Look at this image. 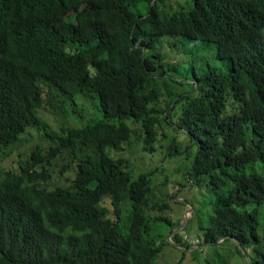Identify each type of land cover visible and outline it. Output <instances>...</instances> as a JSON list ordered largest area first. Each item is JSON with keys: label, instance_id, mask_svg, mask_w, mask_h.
Listing matches in <instances>:
<instances>
[{"label": "trees", "instance_id": "1", "mask_svg": "<svg viewBox=\"0 0 264 264\" xmlns=\"http://www.w3.org/2000/svg\"><path fill=\"white\" fill-rule=\"evenodd\" d=\"M187 44L225 70L180 69ZM263 73L264 0H0V160L32 131L46 143L0 168V264H170L166 248L184 264L223 237L264 264ZM87 98L102 119L75 126L65 103ZM136 147L194 153L188 186L171 194L161 168L133 177ZM62 159L66 184L50 187ZM204 186L215 196L207 226L188 198ZM189 206L199 231L185 232L199 242L178 233L173 244Z\"/></svg>", "mask_w": 264, "mask_h": 264}, {"label": "rangeland", "instance_id": "2", "mask_svg": "<svg viewBox=\"0 0 264 264\" xmlns=\"http://www.w3.org/2000/svg\"><path fill=\"white\" fill-rule=\"evenodd\" d=\"M175 2L181 0H174ZM187 3V2H186ZM188 54L191 57V60L188 61L185 66L180 67L183 71L186 68L194 67L196 71H200L202 68H208L209 66L216 67L217 69L225 70L223 62L214 59L213 51L209 47H205L200 44L195 48H191L188 44L185 47ZM178 78L181 79V75H178ZM182 80V79H181ZM184 82V81H183ZM185 83V82H184ZM77 103V102H76ZM98 102L92 99H82L81 109L80 107H73L70 102L65 103L67 112L69 111L71 117H68L70 121L75 126L86 127L93 125L102 119V114L98 111L97 108ZM68 106V109H67ZM44 119L49 125H51L55 130L59 129V122L57 118L44 113ZM78 124H77V123ZM41 145L46 147V143L40 139V137L35 134L33 131L29 134H25L21 138V142L15 148L10 149L11 155L5 160H0V168L11 167L13 163L17 161L20 157L24 158L28 152L35 146ZM140 148V149H139ZM133 148L129 150L128 161H130V166L135 170L133 172V177H137L138 174L147 173L148 171L161 168L162 173L158 177L164 179L166 176L170 178L169 191L173 194V186L176 183L187 184V173L192 167L194 160V153L184 154L178 156L175 159L167 158L163 155L161 151H158L155 154H146V158L141 155V147ZM9 149H5L2 153L8 152ZM68 163V159H62L59 163H55V180L51 181L49 184L50 187L59 186L66 184L65 177L60 174V170ZM185 184V185H186ZM188 185H186L187 187ZM172 187V188H171ZM188 192L185 189L182 190L181 187H177L174 193V202H181L187 197ZM178 195L183 196L184 198H177ZM192 201H196L195 210L200 215L196 218L198 221H202L205 226L210 224L211 217L215 215L214 213V200L215 196L213 191L207 188L206 186L198 188L194 192L192 191L191 196L188 197ZM180 207L184 210L183 204L180 203ZM190 207V206H189ZM179 208V206H178ZM183 213H173L171 221L176 222L179 217H182ZM192 223V220H191ZM259 234L264 238V209H259ZM196 224H198L196 222ZM154 229L159 232V234L166 235L168 232V225L164 223H154ZM187 232H198L199 227H192L189 225L186 229ZM224 239H219V243H210L199 247L195 250L198 252V260L193 259L192 256L196 255L192 251H189L187 254L192 256H187L184 264H250V259L252 258L251 248L246 247L242 252H239L232 240H227L222 242ZM198 248V247H195ZM170 252L168 256V263L174 264L176 259L179 257L183 251L177 249V251H172L170 248H166ZM194 252V251H193ZM212 252V253H211ZM158 264H161V258L157 259Z\"/></svg>", "mask_w": 264, "mask_h": 264}, {"label": "clouds", "instance_id": "3", "mask_svg": "<svg viewBox=\"0 0 264 264\" xmlns=\"http://www.w3.org/2000/svg\"><path fill=\"white\" fill-rule=\"evenodd\" d=\"M180 203H184V200L183 201H181ZM191 209H193L192 207H190V209L184 214V219H185V217L187 216H189L190 215V213H189V211L191 210ZM180 229V228H179ZM175 233V232H174ZM176 234H178V233H176ZM180 234H182L183 236H184V234H186V232H185V228H183V230H182V232H180ZM173 235L174 234H168L167 235V238H168V240L169 241H171L173 244H175V242L173 241V239H172V237H173ZM222 239H225L224 237L222 238ZM222 241H224V240H222ZM233 241H234V239H233ZM178 246V245H177ZM244 250V249H243Z\"/></svg>", "mask_w": 264, "mask_h": 264}, {"label": "crops", "instance_id": "4", "mask_svg": "<svg viewBox=\"0 0 264 264\" xmlns=\"http://www.w3.org/2000/svg\"><path fill=\"white\" fill-rule=\"evenodd\" d=\"M192 214H193V209L191 210V212H190V215L187 217V221H185L184 220V217H183V220H182V226H184V228L185 229H187V227L189 226V223H190V219L192 218ZM194 225V228L196 227V225L195 224H193ZM181 226V227H182ZM180 227V228H181ZM179 230V229H178ZM177 230V231H178ZM176 232V231H175ZM174 234V233H173ZM234 242V241H233Z\"/></svg>", "mask_w": 264, "mask_h": 264}, {"label": "built area", "instance_id": "5", "mask_svg": "<svg viewBox=\"0 0 264 264\" xmlns=\"http://www.w3.org/2000/svg\"><path fill=\"white\" fill-rule=\"evenodd\" d=\"M190 237L192 238V242H193L192 244L197 245V243L199 242V238H196L189 234H184V240L189 239Z\"/></svg>", "mask_w": 264, "mask_h": 264}, {"label": "bare ground", "instance_id": "6", "mask_svg": "<svg viewBox=\"0 0 264 264\" xmlns=\"http://www.w3.org/2000/svg\"><path fill=\"white\" fill-rule=\"evenodd\" d=\"M169 2V1H168ZM240 2V1H239ZM190 5V4H189ZM168 6V5H167ZM193 8V7H192ZM193 10V9H192ZM176 13V12H175ZM169 14V13H168ZM183 17V16H182ZM254 22V21H253ZM250 26V25H249ZM238 32V31H237ZM241 32V31H240ZM243 32V31H242ZM237 39V38H236ZM233 43V42H232ZM183 45V44H182ZM251 57V56H250ZM259 59V58H258ZM240 60V59H239ZM236 61V60H235ZM232 62H233V60H232ZM229 63V62H228ZM247 63V62H246ZM260 63H261V61H260ZM260 68V67H259ZM228 69V68H227ZM248 70V69H247ZM250 72V71H249ZM264 74V73H263ZM246 76V75H245ZM245 76H243V77H245ZM197 77V76H196ZM241 77V76H240ZM254 77V76H253ZM241 80V79H240ZM244 81V80H243ZM246 81H248V80H246ZM244 83V82H243ZM263 89V88H262ZM180 92V91H179ZM251 111V110H250ZM260 111V110H259ZM254 112H256V111H254ZM263 112V111H262ZM261 113V112H260ZM252 120H253V118H252ZM257 125V124H256ZM253 127H255V126H253ZM258 131V130H257ZM260 131V130H259ZM263 147V146H262ZM145 149V148H144ZM146 151V150H145ZM260 159V158H259ZM262 160V159H261ZM165 180V179H164ZM194 192V191H193ZM172 223H173V221H172ZM180 235V234H179ZM181 243H182V241H181ZM212 253V252H211ZM197 259V258H196ZM182 261V260H181Z\"/></svg>", "mask_w": 264, "mask_h": 264}, {"label": "water", "instance_id": "7", "mask_svg": "<svg viewBox=\"0 0 264 264\" xmlns=\"http://www.w3.org/2000/svg\"><path fill=\"white\" fill-rule=\"evenodd\" d=\"M191 210H192V209H191ZM191 210L189 211V213L191 212ZM184 220L187 221V216L185 217ZM183 228H184V226H182V227H181L178 231H176L174 234L182 232Z\"/></svg>", "mask_w": 264, "mask_h": 264}]
</instances>
